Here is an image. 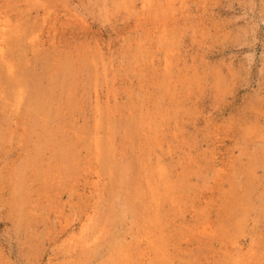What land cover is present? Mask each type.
<instances>
[{
	"label": "rangeland",
	"instance_id": "1",
	"mask_svg": "<svg viewBox=\"0 0 264 264\" xmlns=\"http://www.w3.org/2000/svg\"><path fill=\"white\" fill-rule=\"evenodd\" d=\"M44 2L60 33L44 70L71 52L80 72L51 147L0 60V264H264V0Z\"/></svg>",
	"mask_w": 264,
	"mask_h": 264
},
{
	"label": "bare ground",
	"instance_id": "2",
	"mask_svg": "<svg viewBox=\"0 0 264 264\" xmlns=\"http://www.w3.org/2000/svg\"><path fill=\"white\" fill-rule=\"evenodd\" d=\"M8 1V0H6ZM26 1V0H25ZM30 1V0H29ZM147 1H150V0H144V3H146ZM27 2V1H26ZM31 2V1H30ZM38 4H37V7H33L34 4H27L26 3V7L24 9H22L21 13H17L16 16L14 18H11L12 14H10V12L8 10H2V8H5V6L1 7L0 8V60L4 63V66L7 68L9 74H7V83H9L11 86V88H13V92H17V95L19 97V104L18 105H21L23 104L27 109L28 111L31 112V114H29V116L31 117V119H33L37 125H41V128L43 129V132L39 133L40 134H45L44 136L46 137V139L48 140L50 138L49 135H47L49 133V127L50 128H53L54 131L57 130V128L59 127L56 126L57 124H59L60 120H59V117L61 116V110H63V108L60 106H57L59 104L58 101H60L59 99L61 100H65L63 98H58L60 96L57 97V92L59 91V89L63 90L61 93L62 94H65V98H68L70 99L71 98V94L72 92L74 91V78L76 76H78V72H80V69H77V65H75L73 62L74 61V57L73 55L71 54V52L68 54L65 53L64 54H60V56H63V58H61V60H59L58 64L57 63H53L51 62L49 64V66H47L44 70V67L42 66V64H44L47 60V55H44V47L49 44V45H52L50 44L53 43V45L55 46L54 49H58L60 47V38L58 37L59 36V28H57L56 24L57 22H54V20L52 19V7L51 5L49 4H46L45 5V2L44 0H37ZM52 2V1H51ZM35 3V2H34ZM5 4V3H4ZM36 4V3H35ZM41 6H45L44 7V11L43 12H40V7ZM33 8L36 9V15L32 17V10ZM18 12V10H17ZM55 12V11H54ZM56 14V17L57 19H59L57 13ZM40 16H43L42 17V20H38V18ZM29 17V19H28ZM32 17V18H30ZM41 18V17H40ZM39 18V19H40ZM56 19V20H57ZM139 26V25H138ZM149 32V31H148ZM49 34L48 38L46 37L47 35ZM58 38V40H57ZM59 41V42H58ZM62 42V41H61ZM143 42V41H142ZM145 42V41H144ZM71 48V47H70ZM74 49V48H73ZM152 49V48H151ZM59 51H61L59 49ZM58 51V52H59ZM70 51V50H68ZM76 51V50H75ZM74 51V52H75ZM90 51V50H89ZM152 51V50H151ZM57 52V51H56ZM77 52V51H76ZM79 52V51H78ZM93 52V51H92ZM142 52V51H141ZM61 53V52H60ZM82 54V53H81ZM140 54V52H139ZM68 55V56H67ZM77 55V54H76ZM142 55V54H141ZM144 55V54H143ZM49 56V54H48ZM54 56V55H53ZM59 56V58H60ZM66 56V57H65ZM80 56V55H79ZM82 56V55H81ZM131 56V54L129 55ZM88 55L86 53H83V56H82V61L86 63L85 67L83 69H81V73L82 72H86L87 74H89V72H91L92 68L89 64L87 63H90V60L87 59ZM70 58V59H69ZM93 59V57H91ZM131 59V57H129ZM149 58V57H148ZM50 59V58H49ZM145 59V58H144ZM53 60V59H51ZM57 61V60H56ZM77 61V60H76ZM81 61V60H80ZM79 61V63H80ZM141 61V60H140ZM143 61V60H142ZM50 62V61H48ZM77 63V62H76ZM84 63V64H85ZM143 63V62H142ZM47 64V63H46ZM151 64V63H150ZM45 65V64H44ZM60 65V66H59ZM81 65V64H80ZM32 66H34V69L32 70ZM42 66V72H38L37 70H35V67L38 69ZM58 66V67H57ZM84 66V65H83ZM82 66V67H83ZM1 67V65H0ZM80 68V67H79ZM172 69V68H171ZM39 70V69H38ZM44 70V72H43ZM86 74V76H87ZM167 75H169L168 73H166ZM90 77V76H89ZM143 77V76H141ZM171 77V76H170ZM169 77V78H170ZM79 78V77H77ZM76 78V79H77ZM143 81V80H142ZM2 82V81H1ZM83 82V81H82ZM147 82V81H146ZM3 84L0 83V87L2 86ZM8 85V84H7ZM9 86H6V88H8ZM8 96V95H7ZM141 99V98H140ZM152 99V98H151ZM70 101V100H69ZM67 102V101H66ZM144 102V101H142ZM141 102V103H142ZM137 103V102H136ZM62 105H64L62 103ZM67 107H64V109H66ZM131 109V108H130ZM141 110V109H140ZM64 112V111H63ZM151 113V111H150ZM27 114V113H26ZM134 114V113H133ZM145 114V113H144ZM147 115V114H146ZM10 116V115H9ZM28 118V117H27ZM133 118V117H132ZM1 119V118H0ZM8 119H10L8 117ZM14 119V118H13ZM18 119V118H17ZM61 119V118H60ZM143 119H144V116H143ZM150 117L149 115L146 116V119L145 121H149ZM129 120V119H128ZM127 120V122H128ZM136 120V119H135ZM154 120V119H153ZM32 121V120H31ZM2 122V121H1ZM26 122V121H25ZM6 123V122H5ZM10 124V122H8ZM18 123V122H17ZM61 123V122H60ZM129 123V122H128ZM135 124V123H134ZM8 125V124H7ZM19 125V124H18ZM38 125V126H39ZM127 125V124H126ZM131 125V123H130ZM28 126V125H27ZM52 126V127H51ZM129 126V125H128ZM137 126V124H136ZM85 128V127H84ZM91 128V127H90ZM126 128V127H125ZM130 128V127H129ZM127 127V129H129ZM27 129V128H26ZM39 128H37L38 130ZM45 129V130H44ZM126 129V130H127ZM152 129V128H150ZM161 129V128H160ZM18 130V129H17ZM41 130V129H40ZM75 130H78L75 128ZM85 130V129H84ZM110 130H113V128L111 127ZM159 130V129H158ZM165 130V129H164ZM21 131V130H20ZM28 131V130H26ZM30 131V130H29ZM48 131V132H47ZM53 131V132H54ZM79 131V130H78ZM128 131V130H127ZM52 132V131H51ZM129 132V131H128ZM132 132V131H131ZM57 131L56 133H54L55 135H53V137L48 140L51 142V147L54 146L53 144H56V146H58V144L54 141H57L55 138L58 139L59 135H57ZM80 133V132H79ZM85 132H83L84 134ZM22 134V133H21ZM31 134H32V131H31ZM66 134V133H65ZM143 134V133H142ZM145 134V137H149V134L148 133H144ZM52 135V134H50ZM69 135V134H68ZM80 136V134H78ZM138 135V133L135 134V136ZM141 135V134H140ZM3 136V135H2ZM31 136V135H30ZM127 136V135H126ZM42 137V135H41ZM131 137V136H130ZM129 136L127 138H130ZM33 138V137H32ZM44 138V137H43ZM43 138H42V141H43ZM82 138V136L80 137ZM80 138H75V139H79ZM105 138V137H104ZM132 138V137H131ZM152 138V137H151ZM36 139V138H35ZM65 139V137H64ZM68 139V138H67ZM158 139V135H157V138ZM19 140V139H18ZM39 141H41V139H38ZM63 140V139H62ZM66 140V139H65ZM122 140V139H121ZM127 140V139H126ZM133 140V139H132ZM143 140V139H142ZM158 141V140H157ZM58 142V141H57ZM60 142V141H59ZM68 142V141H67ZM66 142V143H67ZM72 142V141H71ZM76 142V141H74ZM105 142V141H104ZM133 142V141H132ZM145 142V141H144ZM147 142V141H146ZM63 143V142H62ZM66 143L64 142L63 144L66 145ZM70 143V142H69ZM102 141H97V146L100 150H102ZM142 143V142H141ZM49 144V143H48ZM77 144V143H76ZM83 144V143H82ZM80 144L79 147L82 145ZM114 144V143H112ZM134 144V143H133ZM150 144V143H149ZM43 145V144H42ZM44 145H45V142H44ZM104 145V144H103ZM144 145V144H143ZM39 147V143L37 145ZM36 146V147H37ZM49 146V145H48ZM67 146V145H66ZM71 144L69 147L70 149L75 147ZM109 145H107L108 147ZM125 146H127V144H125ZM145 146V145H144ZM41 147V146H40ZM39 147V148H40ZM64 147V146H63ZM61 147V145L58 147L60 151L59 156H56L55 155V152H54V155H51V156H56L58 157V159H62L64 160V157L65 156V152L68 154V146H67V149L66 147ZM119 147V146H118ZM45 147H43L42 149V152L45 151L44 149ZM60 148H62L60 150ZM106 148V146H105ZM104 148V150H105ZM109 148V147H108ZM125 149V147H123ZM145 148V147H144ZM41 149V148H40ZM38 149V150H40ZM50 149V148H49ZM48 149V150H49ZM56 149V148H54ZM107 149V148H106ZM111 149V148H109ZM149 149V148H148ZM47 150V149H46ZM53 150V148H52ZM51 150V152H52ZM74 150V149H73ZM119 150V149H118ZM146 150V149H145ZM114 151V150H113ZM46 152V151H45ZM80 152V151H79ZM99 152V151H97ZM35 153V152H34ZM57 153V152H56ZM70 153V151H69ZM73 153V151H72ZM94 153V152H93ZM92 153V154H93ZM50 154V151L49 153ZM104 160L105 161H108L110 163V168L113 169V166L114 165V162L112 161V150H107V152L104 153ZM118 154V152L116 153ZM35 155V154H33ZM39 155V154H38ZM41 155V153H40ZM39 155V157H40ZM47 155V154H46ZM71 155V153H70ZM96 155V154H95ZM94 155V156H95ZM100 155V154H99ZM32 156V155H31ZM50 156V155H49ZM50 156V157H51ZM68 156V155H67ZM78 156V155H77ZM76 156V157H77ZM151 156V155H150ZM50 157H48L50 159ZM70 157V156H69ZM69 157H67L66 160H69ZM121 157V155H120ZM144 157V156H143ZM147 157V156H146ZM81 158V156L79 157ZM102 158L101 156H99V159ZM35 159V157H34ZM71 159H72V155H71ZM70 159V160H71ZM122 159V158H121ZM120 159V160H121ZM26 160V159H25ZM41 160V159H40ZM57 160V159H56ZM98 160V159H97ZM101 160V159H100ZM99 160V161H100ZM33 161V160H32ZM36 161H37V158H36ZM73 163H76L74 161H77L76 158H74L73 156ZM80 161V160H78ZM102 161V160H101ZM116 161V160H115ZM141 161V160H140ZM143 162H145V159L142 160ZM57 162V161H56ZM133 161L129 162L128 163V166L125 167V170L124 168H121L120 165H117V167L120 168L121 171H119L118 173H120V176H124L125 177V181H127L126 177L128 176V174H131V173H135V171H137V163H132ZM136 162V161H135ZM60 163V162H58ZM79 163V162H78ZM76 163V164H78ZM62 164V163H61ZM60 164V165H61ZM76 164H73L76 166ZM113 164V165H112ZM141 164V163H140ZM35 165V164H33ZM39 165V164H38ZM55 165V164H54ZM70 165V163H69ZM122 165V163H121ZM152 165V164H151ZM47 166V165H46ZM71 166V165H70ZM79 166V165H78ZM31 167V166H30ZM35 167V166H34ZM32 167V168H34ZM40 167V165H39ZM42 167V166H41ZM52 167V166H51ZM57 167V166H56ZM56 167H54L56 169ZM66 165L64 167H62L61 165V168H65ZM69 167V166H68ZM47 168V167H45ZM49 169V168H48ZM141 169V168H140ZM145 169H149L147 164L145 166ZM43 170V169H42ZM53 170V167L52 169ZM50 170V171H51ZM164 170V169H163ZM116 171V169L114 170ZM143 171V170H142ZM146 171V170H145ZM43 172V171H42ZM59 172V170H58ZM65 172V171H64ZM138 172V171H137ZM149 172V171H148ZM152 172V171H151ZM165 172V171H163ZM47 173V172H46ZM52 173V172H51ZM141 173V172H140ZM147 173V172H146ZM166 173V172H165ZM164 173V174H165ZM39 174V173H38ZM142 174H144L142 172ZM56 175V174H55ZM133 175V174H132ZM149 175V174H148ZM147 175V176H148ZM151 175V173H150ZM27 176V175H26ZM42 176V175H41ZM115 176V175H114ZM118 176V175H117ZM154 176V175H153ZM145 177V176H144ZM155 177V176H154ZM42 178H44L42 176ZM48 178V177H47ZM53 178V177H52ZM114 178V177H113ZM46 179V178H45ZM124 179V178H123ZM164 179V178H163ZM141 180V179H140ZM165 180V179H164ZM53 181V180H52ZM117 180H115V186H117ZM133 181V180H132ZM131 180H128L127 183H132ZM136 179H135V183H136ZM139 181V180H138ZM133 184H129V185H133L132 187L135 188L134 186V183ZM145 182V181H144ZM29 184V183H27ZM32 184V183H31ZM137 184V183H136ZM139 184H141L139 182ZM111 185V183H110ZM121 185V184H120ZM125 185V184H124ZM122 185V187L124 186ZM149 185L151 186L150 184V181H149ZM23 186V185H22ZM34 186V184H33ZM52 186V185H51ZM127 186V185H126ZM138 186V185H137ZM168 186V185H167ZM125 187V186H124ZM123 187V188H124ZM131 187V186H130ZM131 187V189H133ZM139 187V186H138ZM148 187V186H147ZM36 188V186L34 187ZM121 188V187H120ZM129 188V186H128ZM141 188V187H140ZM168 188V187H167ZM147 189V188H146ZM155 189V188H154ZM34 190V189H33ZM37 190V189H36ZM118 190V188L116 189ZM121 189H119L118 191H120ZM126 190V189H125ZM130 190V189H129ZM139 190V189H138ZM142 190V188H141ZM134 191V189L132 190ZM143 191H146V190H143ZM142 191V192H143ZM122 192V190H121ZM152 192H154V190L152 189ZM109 193H112L110 190H109ZM108 193V197L111 198V196H114L115 194L116 195H119L118 192L115 193V191L113 192V194H109ZM127 193V192H126ZM131 193V192H130ZM138 193V192H137ZM145 193V192H144ZM147 193V191H146ZM124 194V193H123ZM122 194V195H123ZM125 195V194H124ZM128 196L129 199V203L128 206L130 207L129 209H132L131 211H133V209H135V200H137L138 198V195L135 193H132V196L129 197L128 194H126ZM162 195V194H161ZM148 196V194H147ZM26 197V196H25ZM126 197V196H125ZM114 198V197H113ZM121 198V196H120ZM144 198V197H143ZM26 199V198H25ZM112 199V198H111ZM111 199L110 202H111ZM123 199V198H122ZM126 199V198H125ZM113 201L115 200L112 199ZM118 200V199H116ZM25 201V200H23ZM27 201V199H26ZM25 201V202H26ZM122 202L121 200H118L117 202L119 203L120 205V202ZM125 201V200H123ZM138 201V200H137ZM25 202H21L23 204H25ZM128 202V201H127ZM139 202V201H138ZM143 202V201H142ZM118 203H116L118 205ZM126 203V202H125ZM124 203V204H125ZM110 204V203H109ZM113 204L114 202L111 203V208H113ZM123 206L125 207V204ZM26 205V204H25ZM118 205V206H119ZM141 205V204H140ZM139 205V206H140ZM24 206V205H23ZM163 206V205H162ZM19 207V206H18ZM17 207V208H18ZM110 206L108 205V208L107 209H110L109 208ZM152 207V206H151ZM116 206H115V210H116ZM140 208V207H139ZM149 208V207H148ZM21 209V208H20ZM118 209V208H117ZM126 210V209H125ZM125 210H123L122 212H124ZM128 210V209H127ZM144 210V209H143ZM146 210V209H145ZM111 211V209H110ZM150 211V210H149ZM127 212V211H126ZM147 212V211H146ZM115 213V212H114ZM133 214L135 212H132ZM149 213V212H148ZM152 213V212H151ZM136 214V213H135ZM141 214H142V211H141ZM150 215V214H148ZM144 217V216H142ZM136 219V217H135ZM152 219V218H151ZM157 220V219H156ZM154 235V234H153ZM264 245V244H263ZM96 247V246H95ZM91 250V249H89ZM88 250V251H89ZM147 250V249H146ZM83 251V250H82ZM92 251V250H91ZM94 251V250H93ZM84 252V251H83ZM141 253V252H140ZM84 256V255H83ZM85 257V256H84ZM88 257V256H87ZM86 258V257H85Z\"/></svg>",
	"mask_w": 264,
	"mask_h": 264
}]
</instances>
